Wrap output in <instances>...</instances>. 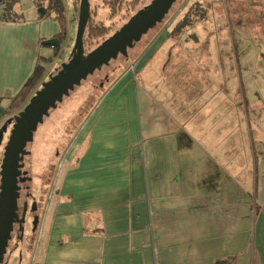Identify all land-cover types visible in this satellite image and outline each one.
Wrapping results in <instances>:
<instances>
[{"label": "crops", "instance_id": "0c3cea01", "mask_svg": "<svg viewBox=\"0 0 264 264\" xmlns=\"http://www.w3.org/2000/svg\"><path fill=\"white\" fill-rule=\"evenodd\" d=\"M81 7L80 0L77 19ZM38 8L18 0L0 19V127L17 113L6 111L36 64L45 65L44 75L60 67L52 64L61 51L42 44L60 24ZM168 38L144 46L135 69L131 63L95 90L92 102L57 119L64 144L30 264H214L232 257L233 264H264V189L244 169L229 177L228 161L213 166L206 138L181 142L191 116L183 119L148 86L157 79L149 65Z\"/></svg>", "mask_w": 264, "mask_h": 264}, {"label": "rangeland", "instance_id": "374dc122", "mask_svg": "<svg viewBox=\"0 0 264 264\" xmlns=\"http://www.w3.org/2000/svg\"><path fill=\"white\" fill-rule=\"evenodd\" d=\"M79 1H63L68 15L65 25H69V32L60 57L52 64L53 68L66 63L73 55L84 58L152 0H119L112 13L106 0H88L93 20L109 26L111 30L104 38L88 44L84 26L82 37L75 46ZM38 2L42 6L47 4L46 0ZM192 5H196V11L200 7L197 20L193 25L181 28V32L178 31L176 36L169 37L163 44L149 65L151 71L157 72L156 85L148 83V86L172 105L174 111L179 110L183 119L191 116L187 127L190 134L182 131L181 142L188 143L189 135L191 141L196 140V144L206 138L213 166L217 165V160L228 161L229 177L240 175L244 169L249 173L250 183L256 185L260 193L263 191L264 0H176L164 18L155 23L136 42V46L129 48L127 56L119 55L87 76L38 124L32 141L25 146L29 154L23 159V169L31 178L20 184L18 197L20 207L26 201L25 221L18 231L10 232L1 264H30L40 213L52 189L59 156L56 153L62 151L64 144L55 124L57 119L60 120L71 107L75 110L76 104L81 105L85 99L92 102L88 97L131 63H134L135 69L143 47L166 36ZM178 49H182L181 53ZM171 50L177 60L174 55L168 58L167 52ZM56 70H49L41 82L48 80ZM133 74L139 82L141 70ZM87 102L84 105H88ZM9 127L0 142V165ZM220 149H223V155ZM33 216L37 218L35 225L32 223Z\"/></svg>", "mask_w": 264, "mask_h": 264}, {"label": "water", "instance_id": "95a60500", "mask_svg": "<svg viewBox=\"0 0 264 264\" xmlns=\"http://www.w3.org/2000/svg\"><path fill=\"white\" fill-rule=\"evenodd\" d=\"M176 0H152L147 6L138 10L127 22L114 33L101 41L84 58L73 55L66 63L60 65L55 74L48 80L40 83L39 88L29 98L25 106L13 116L6 119L0 127V142L4 133L10 130L4 145V153L0 165V264L3 260L10 232L13 224L18 221L20 226L24 222L26 205L23 207L22 217L18 220L17 200L20 184L29 180L25 176L23 159L29 154L25 149L27 143L32 141L33 133L50 109L57 106L63 97L69 95L75 86L82 80L106 65L117 56H127V49L140 41L142 36L162 20ZM81 10L77 19V35L75 46L82 37L89 9V1L81 0ZM39 12L43 13L41 8ZM43 45L60 48L56 37L45 39ZM37 223V218L33 224Z\"/></svg>", "mask_w": 264, "mask_h": 264}, {"label": "trees", "instance_id": "16d2710c", "mask_svg": "<svg viewBox=\"0 0 264 264\" xmlns=\"http://www.w3.org/2000/svg\"><path fill=\"white\" fill-rule=\"evenodd\" d=\"M34 2L38 7H42L43 10L45 11V13L48 14V13L52 12L55 14V19H57L59 24H60V32L56 35V38L61 43L66 38V25H65L66 20H65V9H64L63 0H46V2H47L46 6L40 5L38 0H34ZM106 3L110 7V10L112 13V12H114V9L118 6L119 0H106ZM195 7H196V5H195ZM195 7H194V5H192L189 7V9H187L185 14L179 19V21H177V23L175 24L173 29L168 31V34H167L168 37H172L174 35L176 36L177 32L180 31L181 28L193 25V23L197 20V15H199V13H200L198 11V8H200V7H197V11H196V9H194ZM78 11L79 10L77 9V12ZM203 14H204V12H203ZM203 14L201 15V17H203ZM194 15H196L195 18H194ZM193 18H194V20H193ZM110 30H111V28L109 26H106L101 22L94 21L92 14H91V11H89L88 16H87V20H86V31H85V34H86L85 35V41L88 44H91L93 42V40H97L99 38H104V36ZM135 44L136 43H134L133 47L136 46ZM128 50H129V48L127 49V53H128ZM59 51H60V48L54 47V54L55 55L58 54ZM49 61H50V59H47V58L44 59L45 63L49 62ZM45 70H46L45 65H43L39 62L36 64L32 75L27 79V81L25 82V84L23 85L21 90L18 92V94L12 99L10 107H9L8 111H6V113L10 114V113L18 112L25 106V104L28 102L29 98L39 88ZM234 259L235 258L232 257V258H229L227 260H225V259L224 260H217V261H215L214 264H233Z\"/></svg>", "mask_w": 264, "mask_h": 264}, {"label": "built area", "instance_id": "2783aa9c", "mask_svg": "<svg viewBox=\"0 0 264 264\" xmlns=\"http://www.w3.org/2000/svg\"><path fill=\"white\" fill-rule=\"evenodd\" d=\"M18 0H0L1 14L0 19H7L11 13L13 6Z\"/></svg>", "mask_w": 264, "mask_h": 264}, {"label": "flooded vegetation", "instance_id": "af4514ba", "mask_svg": "<svg viewBox=\"0 0 264 264\" xmlns=\"http://www.w3.org/2000/svg\"><path fill=\"white\" fill-rule=\"evenodd\" d=\"M21 171H25L23 168L21 169ZM26 177L29 178V180L31 179L29 176H27V174H25ZM27 180V181H29ZM22 184V183H21ZM20 198V197H19ZM19 198L17 200V204H18V201H19ZM24 205H26V201L23 202V205L20 207V205L18 204V210H17V215H18V220L22 217V212H23V207ZM31 210L33 209V207L30 208ZM26 212H27V205H26V209H25V215H26ZM25 215H24V221H25ZM35 216H33V219H32V223H33V220H34ZM24 223V222H23ZM22 223V224H23ZM21 224V225H22ZM20 224L18 221H16L14 224H13V228H12V232L11 234L14 232V231H18L17 229L19 228Z\"/></svg>", "mask_w": 264, "mask_h": 264}, {"label": "bare ground", "instance_id": "6f19581e", "mask_svg": "<svg viewBox=\"0 0 264 264\" xmlns=\"http://www.w3.org/2000/svg\"><path fill=\"white\" fill-rule=\"evenodd\" d=\"M26 182V181H25Z\"/></svg>", "mask_w": 264, "mask_h": 264}]
</instances>
